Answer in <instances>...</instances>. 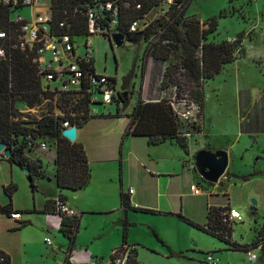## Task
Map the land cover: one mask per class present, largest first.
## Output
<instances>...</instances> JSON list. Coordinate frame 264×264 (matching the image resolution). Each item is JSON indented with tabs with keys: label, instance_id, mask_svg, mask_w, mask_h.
Returning <instances> with one entry per match:
<instances>
[{
	"label": "crops",
	"instance_id": "crops-1",
	"mask_svg": "<svg viewBox=\"0 0 264 264\" xmlns=\"http://www.w3.org/2000/svg\"><path fill=\"white\" fill-rule=\"evenodd\" d=\"M233 39L234 37L228 41ZM241 45L244 54L241 56L236 54L237 57L233 62L224 65L219 74L204 83L201 112L203 127L201 133L194 135L198 146L189 143L191 138H186L187 151H184L175 139L150 145L147 137H125L124 132L129 124L133 106L126 121L116 114L119 117L118 121H109L98 134L88 136L85 135V131L79 134L77 132L75 141L82 144L90 168V181L81 190L59 192L55 181L54 148L29 155L30 159L39 161L41 164L42 175L34 178V189L30 186L27 175L22 172L23 168L6 161L7 169L3 166L0 168V207L9 205L12 211H18L21 214L20 220H12L7 215H0V252L9 257L10 264H62L65 261L67 240L60 234L62 218L57 214L42 212L46 203L53 201L59 195L65 197V201L77 212L79 218L74 249L69 257L70 264H101L109 261L110 255L121 245L124 222L127 223V243L136 249L138 260L144 264L138 249L140 244L130 242L131 239H129V227L130 223H133L130 214H151L174 219L176 215L182 216L185 213V207L188 206L192 215L197 207L200 208L203 204V197L208 200L212 194L223 187L219 182L208 184L202 181L194 168L193 157L199 149L213 151L210 144L211 132H207L205 128V103L211 100L213 96L211 91H219L227 77H223L222 82H219L214 89L208 88L205 92V87L209 86V82H214L222 76L224 72H228V76L235 80L242 79L243 75L246 76L245 71L253 74L247 78L246 83H250L248 87L243 86L245 83H240L239 88L238 82L234 84V87L237 86L232 104L236 125L234 135L237 140L244 138L249 148L256 147L258 151H261L260 143L262 141L264 143V139L261 141V138H264V38L258 40L244 36ZM153 62L151 56L146 58L147 67ZM170 62L173 63L174 58L160 62V69L154 71L153 80L151 70L144 73L139 92L142 102H157L162 98L165 91L161 90L160 82ZM240 63L243 65H239ZM227 68H231L232 71H228ZM256 77L262 81L254 84L253 80ZM153 81L159 86L158 89L150 88ZM150 90L152 92L157 90V95L148 99L146 96ZM215 96L217 100L218 95ZM214 107L217 109L216 106ZM109 115L111 116V113ZM89 123L91 124L90 120L86 126ZM182 129L180 130L183 132ZM232 146L220 149L226 151L228 155ZM49 170L52 172L49 173ZM6 171L10 174L8 179L4 173ZM227 173L230 174L228 167L226 175ZM19 174L25 175L30 187V199L23 200L21 203L15 201L16 193L21 189L16 183V178L20 179ZM229 174L225 180L231 178ZM191 186L198 189L197 194L190 190ZM7 187H10L12 191L11 196L5 192ZM129 190L131 192H128ZM121 194L128 198L129 207L122 206ZM211 207L221 206H210L206 201V213ZM139 209L154 212L145 213L140 212ZM135 220H137L136 217ZM205 221L201 224L195 223L203 225ZM151 232L153 234L155 230ZM46 238L49 239V244L45 243ZM231 241L234 242L232 239ZM96 242H98L97 245ZM224 245L227 251H232L230 246L225 243ZM213 249H219V247ZM146 262L145 264L150 263L148 260ZM257 264H264V260H259Z\"/></svg>",
	"mask_w": 264,
	"mask_h": 264
},
{
	"label": "rangeland",
	"instance_id": "rangeland-1",
	"mask_svg": "<svg viewBox=\"0 0 264 264\" xmlns=\"http://www.w3.org/2000/svg\"><path fill=\"white\" fill-rule=\"evenodd\" d=\"M239 1L235 4H228V0H189L185 16L196 18L202 23L211 18H215L217 20V29L215 35L211 37L214 42L228 41L233 37L235 39L238 35H241L242 38L245 36L250 39L257 38L258 40L264 38V0ZM165 7L166 5L163 4L154 8L147 15V21L152 22L165 19L168 16L166 12H163L165 11ZM254 25L258 27L255 28ZM94 44L96 49V71L107 76H114L116 89L121 90V92H132V94L129 95L124 105L121 103L118 105L113 102L104 108L103 106H96L95 108L103 116L91 118V124L89 123L86 126V123L78 127L77 130L78 134L85 131V135L88 136L98 134L111 120L117 122L120 117L126 121L127 115H129L132 107L138 101L141 77L146 71L149 72L151 70V79L153 80L154 71L161 65L160 62L154 61L147 67L145 62L143 63L142 69V58L146 46L145 42L132 43L124 39L120 47H109L103 38H96ZM240 48L239 53L244 54L242 45ZM239 65H243V63ZM132 68H134V76L129 80L126 89H123V78ZM227 69L228 71H232L231 68ZM245 73L247 75H243L242 79L235 80L233 77L228 76V72H224L222 76H219L214 82H209V86L205 87V92L208 88L214 89L219 82H222L223 77H227L226 82L222 83L223 85L219 91H211L213 96L211 100L205 103L204 122L207 132H211L210 144L213 151L221 150L220 148L222 147L228 148L233 145L230 154L228 153V170L230 174L236 177L225 180L227 176L225 173L224 178L222 177L219 180V183L223 185L222 188H219L208 200L203 197V204L200 208L197 207L192 215L190 213L191 209L188 206L185 207V213L182 215L183 218L194 220L193 222L201 224V222L205 221L206 201L210 206L224 207L229 205L231 209L238 211L242 217L241 222H236L231 226V239L239 245L251 244L264 219V143L262 141L264 138H261V151H258L256 147L249 148L245 144L244 138L237 140L234 135L236 130L235 116L232 113L234 93L237 86L239 88L241 85L240 83H245L243 86L247 85L248 87L250 83H246L248 81L247 78L253 75L250 71H245ZM163 81L164 79L162 78L160 88L163 86ZM259 81L262 80L257 77L253 80L254 84L259 83ZM180 83L185 90L180 92L182 93L181 98H184L187 107L179 106L178 108L182 112H185L190 106L191 91H196V88H194V84L188 83L185 80H180ZM234 84L238 85L234 87ZM158 87L154 81L150 85L151 89H158ZM173 91L172 88H168L165 91L162 96L164 101L173 100L174 93L176 94L175 99H179L180 94H178V89L175 92ZM156 93L157 90L156 92L150 90L146 97L150 99ZM215 95H218L217 100ZM16 107L21 119L31 120L39 119L47 111L48 105L45 101H42L30 107L24 102H19L16 103ZM108 112L112 113L111 116L108 115ZM116 114L120 116L117 117ZM192 115V119L196 120V122H194L193 126L190 125L188 120L183 122V132L190 129L189 131L193 137L191 135L187 137L189 139L191 138L190 142H188L197 145L194 135L201 132H196V130H193V127L202 131L203 118L200 115L198 116L196 110H192ZM43 140L49 149L52 150L53 142L49 138H44ZM1 166L7 169L8 163L5 159L1 162ZM48 172L51 173L52 171L49 170ZM4 173L8 179L10 177L9 171ZM19 175H21L20 179L16 178V183L21 189L16 193L15 201L21 203L23 200L30 199V187L25 175ZM252 201L255 202L254 211L251 210ZM130 216L136 225L130 223L129 239H131L130 242L140 244L138 249L141 252V260L143 263H147L146 261L148 260L150 262L149 264H207L205 256L209 252L213 253L217 259V264H257L259 260H264L260 251L257 249L251 250L258 258L253 262L246 257V253L244 252L227 251L224 243L193 229L192 226L177 215L174 219L151 214H130ZM135 217L137 220H135ZM152 230H155L161 241L155 238L151 232ZM83 231L85 232L86 229ZM95 244L97 245L98 242ZM214 247H219V249H213ZM133 251V248L126 247L116 252V259L114 261H107L101 264H131V261L134 260Z\"/></svg>",
	"mask_w": 264,
	"mask_h": 264
},
{
	"label": "trees",
	"instance_id": "trees-1",
	"mask_svg": "<svg viewBox=\"0 0 264 264\" xmlns=\"http://www.w3.org/2000/svg\"><path fill=\"white\" fill-rule=\"evenodd\" d=\"M236 1L238 0H228V4H233ZM52 3L54 6V16L58 18L59 10L64 6L65 1L52 0ZM188 4L189 0H184L181 10L173 8L170 11L168 22L164 23V20L155 21L143 31L129 35L126 40L132 43L147 42L142 58V69L143 63L146 62L148 56H151L155 62L166 61L171 57L174 58V62L169 63L164 71V81L161 90L166 91L168 88L175 87L178 89V94L181 97L182 93L180 92L185 90L182 88L180 80L194 84L196 91H191L192 95L189 101L196 104L200 112H202L204 83L219 74L224 65L233 62L238 55H243L239 53L242 37L238 35L232 41L213 42L210 38L216 33L217 20L211 18L202 23L196 18L185 16ZM156 5L157 3L155 2L144 3L142 11L136 15H132L133 18L148 13ZM0 19H3L4 22L2 28L7 32H12V29L7 24L5 25V12H0ZM163 24L165 25L164 30L159 35V39L160 41H167V43L162 44L161 42L149 41L153 36L159 34L160 26ZM75 30L76 32L83 33L85 28L81 27ZM125 31L126 29L122 28L120 32L124 33ZM0 45L4 46L7 53L10 54L7 60H0V144H4L7 149H10V156L5 161L28 170L27 178L30 186L34 189L33 180L41 176L42 173L40 162L29 158V155L33 153V149L30 146L44 141V138H49L53 142L52 145L55 149V181L59 192L64 190L72 192L81 190L90 181V168L82 144L76 141L73 143L69 142L62 137L59 130L61 120L46 113L39 119H21L16 103L24 102L32 107L41 103L48 95L41 91L40 84L34 77L33 65L30 60L17 50L8 52L7 42H0ZM133 76L134 68L123 78V89H126L129 80ZM123 93L126 94V97H121L120 102L122 105L127 102L132 92L124 91L120 95ZM51 112L52 109L49 108L47 113L50 114ZM129 117L130 121L124 132L125 137H147L150 145H158L166 140L175 139L176 143L184 151H187V139L180 136L183 133L180 130L183 128V124L177 120L169 105V100L164 101L161 98L157 102L144 103L141 101L139 94L138 101L134 105ZM91 118L93 117L85 118L82 123H77V127L83 126ZM189 130L187 129L184 132H190ZM193 130L201 132L200 129L195 127H193ZM229 176L236 177L233 174H229ZM5 192L8 196L12 194L10 187H7ZM58 198L65 200L63 195H59ZM52 203L53 201H48L42 212L53 213ZM121 204L124 208L129 207L128 198L123 194H121ZM228 208V205L208 208L206 221L203 225L183 218L180 214L178 217L193 228L230 246L232 251L246 253L249 250L256 249L258 243L261 241L260 254L264 258V219L251 244L239 245L230 241L232 227H228L222 221V214ZM139 211L145 213L154 212L148 209H139ZM12 212L18 211H12L9 205L0 207V214L9 217ZM60 217L62 218L60 234L67 240L66 257L62 264H70L69 257L74 249L79 218L78 216ZM126 228L127 223L124 222L121 245L110 255L109 261L112 262L116 259V252L126 247H131L134 249V260L131 261V264H142L137 258L136 249L127 243ZM153 234L158 241H161L155 232ZM0 256L2 258L0 264H10V259L7 255L0 252Z\"/></svg>",
	"mask_w": 264,
	"mask_h": 264
},
{
	"label": "built area",
	"instance_id": "built-area-1",
	"mask_svg": "<svg viewBox=\"0 0 264 264\" xmlns=\"http://www.w3.org/2000/svg\"><path fill=\"white\" fill-rule=\"evenodd\" d=\"M64 6L59 10V17L54 16L52 0H0V12H5V25L12 32L2 28L3 19H0V42L8 43V52L17 50L23 53L33 65L34 77L40 84V89L48 95L42 101L51 108L49 116L61 120L60 133L64 129L82 123L84 119L101 115L96 106L107 107L113 102L121 103V90L116 89L114 76H107L96 71L95 44L96 38H103L109 45L115 46L112 40V31L120 33L126 39L129 35L143 31L155 21H147L154 8L166 5L164 8L168 16L164 23L169 21L170 11L175 8L181 10L184 0H64ZM146 2L157 3L148 13L133 18L132 15L140 13ZM164 24L160 26L159 34L149 41L161 42L159 35L163 33ZM84 27L83 33L75 29ZM126 31L121 33V29ZM147 42H145L146 44ZM10 54L0 45V60H7ZM173 92L176 91L172 87ZM169 101L177 120L183 124L189 121L193 126L196 120L192 119V110L202 116L199 107L190 101L188 110L182 112L179 106H185L184 98L179 97ZM47 109V110H48ZM110 112H108V115ZM190 132H183V137H189ZM30 145V144H29ZM33 152L43 153L49 147L43 141L30 146ZM4 157L0 152V168ZM194 193L198 189L190 187ZM128 192H131L129 190ZM53 213L64 217H75L77 212L65 201L58 197L52 203ZM10 219L20 220L21 214L12 212ZM222 221L231 227L241 222V214L228 208L222 214ZM49 244V239H44ZM231 241V235H230ZM262 242L256 249L260 251ZM246 257L250 261L257 259L249 250ZM0 256V260H1ZM207 264H217L212 252L205 256Z\"/></svg>",
	"mask_w": 264,
	"mask_h": 264
},
{
	"label": "water",
	"instance_id": "water-1",
	"mask_svg": "<svg viewBox=\"0 0 264 264\" xmlns=\"http://www.w3.org/2000/svg\"><path fill=\"white\" fill-rule=\"evenodd\" d=\"M112 40L115 47H120L124 41V37L120 33H115L112 31ZM122 98L126 97L123 93L120 95ZM62 137L67 139L69 142H75L77 136V128L75 126L69 129H64L61 132ZM0 152H2L3 157L7 160L10 156V149L6 148V145L0 144ZM194 168L199 175V177L208 184H217L219 180L225 175L228 167V155L224 150H199L195 153L193 157ZM22 172L28 175V170L22 169ZM255 202L252 201V211H254Z\"/></svg>",
	"mask_w": 264,
	"mask_h": 264
},
{
	"label": "bare ground",
	"instance_id": "bare-ground-1",
	"mask_svg": "<svg viewBox=\"0 0 264 264\" xmlns=\"http://www.w3.org/2000/svg\"><path fill=\"white\" fill-rule=\"evenodd\" d=\"M137 34V33H136ZM134 36V35H133ZM159 46V45H158ZM41 92V91H40ZM48 109V108H47ZM112 114V113H111Z\"/></svg>",
	"mask_w": 264,
	"mask_h": 264
}]
</instances>
